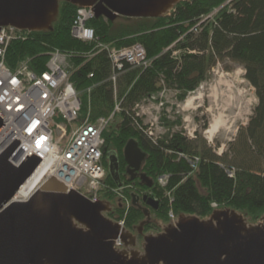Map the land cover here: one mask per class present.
<instances>
[{
    "label": "trees",
    "instance_id": "16d2710c",
    "mask_svg": "<svg viewBox=\"0 0 264 264\" xmlns=\"http://www.w3.org/2000/svg\"><path fill=\"white\" fill-rule=\"evenodd\" d=\"M227 1L184 0L161 18L118 17L114 22L98 18L89 22L100 41L116 47L141 44L151 60L147 68L125 64L114 84L117 99L122 100L119 124L109 126L102 134L104 169L108 155L115 154L124 182L121 193L113 192L116 186L106 169L103 180L107 189L101 193V200L112 204L108 217L124 221L125 229L134 234L145 219L142 207L146 204L140 199L144 195L159 204L157 210L150 209L153 219L144 225V233H153L158 223H168L170 210L175 216L195 215L203 219L215 209L231 208L252 223L264 216V0H233L230 5L234 12L224 8L213 21L199 23L202 16ZM76 9L60 2L52 30L31 32L25 40L13 42L7 51V64L12 68L27 57L32 58L33 65L42 64L49 50L59 49L69 55L73 87L78 91L92 87V120L108 117L114 104L113 85L106 81L110 61L99 53L82 65L91 45L71 36ZM196 27L197 33L193 31ZM175 43L176 50H183L179 59L171 58L170 52L163 53ZM225 60L243 66L244 78L255 89L257 99L247 125L238 130L231 148L217 155L196 132V138L189 139L177 129L180 118L170 121L163 116L165 133L155 141L146 136L142 121L132 111L134 104L157 94L161 80L169 90L177 92L178 101H184L209 80L211 68ZM89 73L94 77L88 78ZM130 139L136 140L146 153L141 173L152 181L149 188L139 178L130 181L123 176L126 163L122 151ZM195 158L198 162L194 167L188 165V159ZM159 176L167 177L164 187L158 183ZM132 198L138 199L136 205ZM213 203L216 208L211 206Z\"/></svg>",
    "mask_w": 264,
    "mask_h": 264
},
{
    "label": "water",
    "instance_id": "95a60500",
    "mask_svg": "<svg viewBox=\"0 0 264 264\" xmlns=\"http://www.w3.org/2000/svg\"><path fill=\"white\" fill-rule=\"evenodd\" d=\"M184 0H0V28L14 27L28 32L51 31L60 2L75 7H92L95 18L114 22L118 17L156 19ZM0 114V130L4 128ZM20 143L15 139L0 154V264H264V216L257 223L231 208L215 209L208 218L180 214L175 222L161 226L155 234H144L150 209L158 202L140 198L144 221L137 227L141 237L121 228L106 214L111 204L92 202L69 190L54 178L43 184L26 202H12L13 194L39 165L34 154L13 165ZM125 174L146 185L152 181L141 173L146 153L130 139L123 146ZM107 172L120 189L118 160L107 157ZM136 205L138 199L132 198ZM159 226V225H158ZM160 227V226H159ZM119 239L125 247L114 249Z\"/></svg>",
    "mask_w": 264,
    "mask_h": 264
},
{
    "label": "built area",
    "instance_id": "2783aa9c",
    "mask_svg": "<svg viewBox=\"0 0 264 264\" xmlns=\"http://www.w3.org/2000/svg\"><path fill=\"white\" fill-rule=\"evenodd\" d=\"M232 1L228 0L208 15L202 16L199 23L213 21L214 16L224 8L234 12L230 5ZM92 11V7H78L74 12L70 33L74 39L91 45L90 51L84 54L82 65L99 53L105 54L110 61L111 71L106 81L113 85V109L108 117H97L94 120L91 118L90 107L92 87L80 91L73 87L68 54L59 49H51L42 64L33 65L32 58L27 57L11 68L7 64L8 48L15 41L25 40L31 32L9 26L0 28V114L4 117V128L0 130V154L16 139L20 144L13 156L16 151L21 150V153L16 161L11 158L13 165L17 166L22 158L32 154L40 159L39 165L32 172V175L40 172L38 183L27 196H22L19 193L23 183L13 194L12 202H26L51 177L92 202L101 200V193L107 189L103 180L106 169L102 161V147L105 143L102 134L109 126L119 124L118 116L122 110V100L117 99L114 84L124 72L126 63L132 67L147 68L151 60L147 59L141 44L116 47L112 43L100 41L89 25L95 19ZM173 11L170 10L168 14ZM198 29L196 27L193 31L197 33ZM175 45L172 44L163 53L170 52L171 58L179 59L183 50H176ZM93 77V73L88 74V78ZM160 87L157 94L134 104L132 109L136 119L142 121L146 136L154 141L164 131L161 126L160 113L164 108L161 97L168 93L176 99L177 93L169 90L162 80ZM185 101L187 98L181 103L186 104ZM82 108H85L84 114ZM186 127L187 137L195 139V128ZM197 162V158L188 159L191 167ZM166 182L167 177L159 176L160 185L164 187ZM112 191L121 193L122 189L115 188ZM215 205L213 203L211 206L216 208ZM168 217L171 221L176 220L171 210ZM114 221L124 228V221ZM114 249L122 251L125 247L117 239L114 241Z\"/></svg>",
    "mask_w": 264,
    "mask_h": 264
},
{
    "label": "rangeland",
    "instance_id": "374dc122",
    "mask_svg": "<svg viewBox=\"0 0 264 264\" xmlns=\"http://www.w3.org/2000/svg\"><path fill=\"white\" fill-rule=\"evenodd\" d=\"M236 77L231 75L236 74ZM209 80L199 85V87L192 92L191 96L201 94V99L192 101L190 105H186L174 99L171 94L166 93L162 96L164 108L162 110L161 118L165 116L170 121H175L180 118V126L178 130H182L186 136V129L195 128L196 133L202 137L203 141L211 147L215 154L221 155L226 152L234 143L238 130L245 127L248 119L253 113V109L257 104L255 89L249 84L245 77V69L242 65L225 60L217 63L210 70ZM229 87H228V86ZM215 86L216 97H208L212 94L210 90ZM239 92H243V96L236 100ZM246 101H248L246 103ZM220 116L221 123L215 133L214 138L209 141L206 139L205 131L211 122ZM116 124V123H115ZM205 125V126H204ZM162 126V125H161ZM165 130L162 131V134ZM231 157V154L228 155ZM151 219L153 216L150 214ZM259 221V220H258ZM257 221V222H258ZM249 222V220H248ZM255 222V223H257ZM169 223V222H168ZM252 222H249V224ZM167 223H158V226L153 233H159L161 226ZM144 233V232H143ZM145 233V234H153ZM140 239L138 246L142 244Z\"/></svg>",
    "mask_w": 264,
    "mask_h": 264
},
{
    "label": "bare ground",
    "instance_id": "6f19581e",
    "mask_svg": "<svg viewBox=\"0 0 264 264\" xmlns=\"http://www.w3.org/2000/svg\"><path fill=\"white\" fill-rule=\"evenodd\" d=\"M236 75H237V73L234 74V75H231V77H232V78H233V77H236ZM227 86H228V85H227ZM228 87H229V86H228ZM214 89H215V86H212V88L210 89V90L212 91V94H211V95H208V97H213V98L216 97V90H214ZM242 96H243V92H239L238 97H237L236 100L239 101V98L242 97ZM201 98H202V97H201V94H198V95H196V96H192V97L190 96V97L187 99V101H185V102H186V105L188 106V105L191 104L192 101L199 100V99H201ZM247 102H248V101H246V103H247ZM220 123H221L220 116L217 117L216 119H214V120L211 122V124L208 126V128H207L206 131L204 132L205 135H206V139H207V140L211 141V140L214 138L215 133H216V131H217V129H218ZM38 175H40V172H39V174H38V172H36L34 175H32V176L30 177V179H28V181H27L26 183H24V185L21 187V190H20V193H19L20 195H22V196H27L28 193H30V192L32 191L31 188H33V187L38 183V181H39V178L37 177Z\"/></svg>",
    "mask_w": 264,
    "mask_h": 264
},
{
    "label": "flooded vegetation",
    "instance_id": "af4514ba",
    "mask_svg": "<svg viewBox=\"0 0 264 264\" xmlns=\"http://www.w3.org/2000/svg\"><path fill=\"white\" fill-rule=\"evenodd\" d=\"M124 175H125V178L128 177L126 174H123V176H124ZM120 178H121V177H120ZM121 181H122V180H121ZM123 182H124V180L122 181V183H123ZM112 210H113V209H112ZM109 213H111V212H109ZM109 213L107 214V216L109 215ZM140 239H141V237H140L139 235H137V240H136L137 243L140 242V241H139ZM138 248H139V246H138V244H136V248H135V250L138 249Z\"/></svg>",
    "mask_w": 264,
    "mask_h": 264
}]
</instances>
